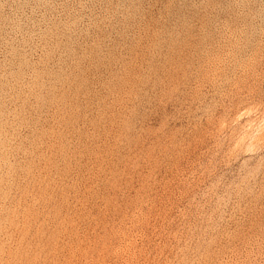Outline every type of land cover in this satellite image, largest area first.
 <instances>
[{"label": "rangeland", "instance_id": "obj_1", "mask_svg": "<svg viewBox=\"0 0 264 264\" xmlns=\"http://www.w3.org/2000/svg\"><path fill=\"white\" fill-rule=\"evenodd\" d=\"M0 264H264V0H0Z\"/></svg>", "mask_w": 264, "mask_h": 264}]
</instances>
